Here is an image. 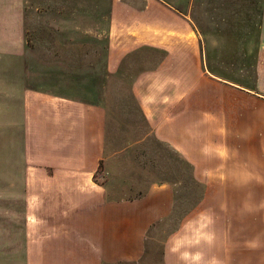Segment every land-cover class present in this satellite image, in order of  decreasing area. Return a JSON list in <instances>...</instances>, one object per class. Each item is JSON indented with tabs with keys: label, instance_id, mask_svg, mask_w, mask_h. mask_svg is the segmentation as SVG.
Here are the masks:
<instances>
[{
	"label": "crops",
	"instance_id": "crops-1",
	"mask_svg": "<svg viewBox=\"0 0 264 264\" xmlns=\"http://www.w3.org/2000/svg\"><path fill=\"white\" fill-rule=\"evenodd\" d=\"M21 3L0 0L23 134L2 262L181 264L173 240L209 236L189 250L264 264V0H111L103 54L29 46Z\"/></svg>",
	"mask_w": 264,
	"mask_h": 264
},
{
	"label": "rangeland",
	"instance_id": "rangeland-1",
	"mask_svg": "<svg viewBox=\"0 0 264 264\" xmlns=\"http://www.w3.org/2000/svg\"><path fill=\"white\" fill-rule=\"evenodd\" d=\"M21 2L29 46L43 49L66 48L68 40L75 36L76 47L90 46L98 51L100 50L102 54L105 53L106 44L108 47V42L105 41L108 25L104 16L106 13L108 14L111 0H21ZM9 10H11L10 14L16 12L12 8ZM67 16L70 17V20ZM82 16H85V21L79 18ZM69 21L71 22L68 23ZM82 34H86L87 39L90 40L87 45H83V40H80ZM255 46L256 39L252 38L251 53L254 52ZM5 59L0 57V65L1 61ZM48 64H50V60ZM47 69L49 70L48 67ZM44 74L48 75V72H44ZM46 79H48L47 76L44 77V80ZM123 90L127 91V86ZM11 101L15 102V99H11ZM8 102L7 99H0V264H9V262H2L4 242L8 245L10 240H20L22 235L20 218L11 216L7 212L6 191L4 193V188L6 187L7 190L9 187L8 184L4 183V179L10 173L16 175L12 165L20 160L23 153V134L16 121L18 119L16 114L19 115V113L16 112V108H12V112L8 113ZM13 104L19 105L20 103L15 102ZM13 104L11 103V105ZM13 107L15 106L13 105ZM11 162L13 164H10ZM180 170L186 176L185 179L189 180V169L181 168ZM185 187H188V185H185ZM200 190H202V186Z\"/></svg>",
	"mask_w": 264,
	"mask_h": 264
},
{
	"label": "clouds",
	"instance_id": "clouds-1",
	"mask_svg": "<svg viewBox=\"0 0 264 264\" xmlns=\"http://www.w3.org/2000/svg\"><path fill=\"white\" fill-rule=\"evenodd\" d=\"M201 239L210 241L211 238L209 236H194L191 239H174L170 250L173 253H178L181 264H219L215 257L205 260L202 252L189 250L198 245Z\"/></svg>",
	"mask_w": 264,
	"mask_h": 264
}]
</instances>
